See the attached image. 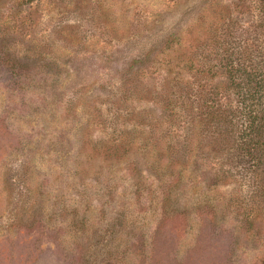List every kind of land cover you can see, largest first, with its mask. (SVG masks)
<instances>
[{"label":"rangeland","instance_id":"rangeland-1","mask_svg":"<svg viewBox=\"0 0 264 264\" xmlns=\"http://www.w3.org/2000/svg\"><path fill=\"white\" fill-rule=\"evenodd\" d=\"M232 2L0 0V264H264V164L181 148L164 81Z\"/></svg>","mask_w":264,"mask_h":264},{"label":"trees","instance_id":"trees-1","mask_svg":"<svg viewBox=\"0 0 264 264\" xmlns=\"http://www.w3.org/2000/svg\"><path fill=\"white\" fill-rule=\"evenodd\" d=\"M239 3L228 5L225 16L220 19L222 22L208 28V40L212 45L208 54H198V46L189 43L191 55L174 61L173 48H170L164 55V81L166 85L172 78L182 93L178 97V112L183 113L179 116L182 134L175 137L183 142L181 148L192 149L194 143L200 142L201 137L206 139L215 128L209 141L211 146L218 148L215 149L217 153L224 148L237 153L235 157H249L255 162V171H259L264 164V0H239ZM198 27L202 34L203 28ZM209 54L221 56V64L204 63ZM175 62H178L177 68L173 65ZM218 73L224 75L226 88L239 99L235 110H226L219 115L215 114V100L219 96L215 88L206 89L205 85L200 90L201 84L196 79L204 74L216 78ZM200 91L208 100L203 101ZM204 107L210 110L208 117L201 109ZM203 115L206 118L197 120ZM176 175L171 177V183H179V175ZM169 202L167 200L164 207H168Z\"/></svg>","mask_w":264,"mask_h":264}]
</instances>
